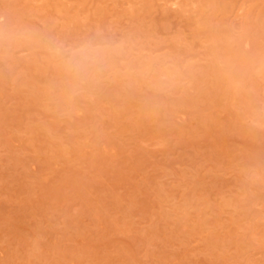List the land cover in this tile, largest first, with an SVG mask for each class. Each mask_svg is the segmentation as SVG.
Masks as SVG:
<instances>
[{
	"label": "rangeland",
	"instance_id": "374dc122",
	"mask_svg": "<svg viewBox=\"0 0 264 264\" xmlns=\"http://www.w3.org/2000/svg\"><path fill=\"white\" fill-rule=\"evenodd\" d=\"M0 264H264V0H0Z\"/></svg>",
	"mask_w": 264,
	"mask_h": 264
},
{
	"label": "clouds",
	"instance_id": "9594fccd",
	"mask_svg": "<svg viewBox=\"0 0 264 264\" xmlns=\"http://www.w3.org/2000/svg\"><path fill=\"white\" fill-rule=\"evenodd\" d=\"M66 74L75 82H86L100 71L102 50L84 45L74 51H61Z\"/></svg>",
	"mask_w": 264,
	"mask_h": 264
}]
</instances>
